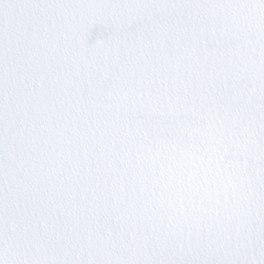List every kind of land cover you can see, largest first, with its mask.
I'll return each instance as SVG.
<instances>
[{"label": "snow or ice", "instance_id": "snow-or-ice-1", "mask_svg": "<svg viewBox=\"0 0 264 264\" xmlns=\"http://www.w3.org/2000/svg\"><path fill=\"white\" fill-rule=\"evenodd\" d=\"M0 264H264V0H0Z\"/></svg>", "mask_w": 264, "mask_h": 264}]
</instances>
